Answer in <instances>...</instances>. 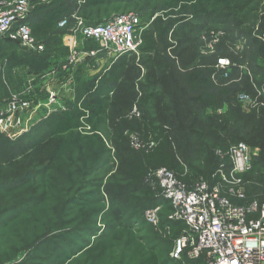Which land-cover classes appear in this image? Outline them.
<instances>
[{
	"label": "rangeland",
	"instance_id": "rangeland-1",
	"mask_svg": "<svg viewBox=\"0 0 264 264\" xmlns=\"http://www.w3.org/2000/svg\"><path fill=\"white\" fill-rule=\"evenodd\" d=\"M13 1L16 0H0V12ZM26 1L30 4L26 20L35 13L43 14L52 21L50 30L56 35L62 34L66 27L61 28L58 23L66 19L72 21V17L101 23L114 15L133 13L141 19L137 33L142 42L143 33L151 29L155 19H160L164 23L160 37H165L169 48L164 69L158 67L153 56L139 54L141 42L136 48L137 54L127 53L117 62L125 60L126 63L117 83L132 81L143 96L149 92L157 95L145 107L135 103L129 107L115 104L112 98L117 83L101 85L107 76L106 65L95 90L87 81L81 97L72 99L69 95L53 103L55 106L50 113L57 116L49 127L45 128L42 123L50 113L23 129V133L31 132L30 138L36 143L42 135L55 142L51 150L53 160L34 170L30 177L29 182L42 197L36 206L35 203L26 205L27 199L11 203L9 199L4 200L6 206L2 210L10 217L7 221L4 217L0 220V264H177L169 259L177 228L169 235L163 230V218L170 211L163 208L159 227L145 221L144 213L153 208L155 201L129 188L121 173L123 155L115 148L114 133L120 120L138 119L148 113L160 124L180 123L185 132H204L206 117L215 113L225 115L230 103L222 101L215 108L191 103L189 97L196 94L195 84L186 77L196 69H213L210 80L215 88H241L248 80L256 87L261 83L259 90L264 95V61H257L259 67L251 56L253 39L264 36V27L261 29L264 1L258 19L241 26L231 14L232 0ZM33 37L39 43L40 39ZM2 40L12 41L8 37L0 38V42ZM12 42L20 46L17 41ZM88 46L99 49L95 43ZM221 59L230 61L226 77L216 68ZM203 60L206 63L201 65ZM2 68L4 66H0V70ZM27 86L23 84L22 90L16 92H22ZM198 86L203 89L204 83L198 82ZM9 88L10 97L16 92ZM175 88H180L183 94H175ZM42 93L47 96L38 98L40 93L35 96L32 92L29 97L44 101L48 93ZM241 94L244 93L238 96ZM9 97L0 87V114L5 112ZM258 103L259 100H255L253 106ZM240 105L242 113L253 114L252 106L243 110L244 105ZM43 108H40L42 112ZM242 119L240 124H235L232 118H226L222 136L228 149L238 141L250 150L253 169L245 181L252 197L264 188L260 183L264 180V123L255 130L248 118ZM2 134L10 139L21 135ZM231 134L235 141L228 139ZM125 135L134 147L138 146V137L133 132L127 131ZM35 150L38 148L28 150L30 158H35ZM188 156L191 165L200 163L194 151ZM218 158L221 154L211 153V160ZM43 245L47 254L38 250Z\"/></svg>",
	"mask_w": 264,
	"mask_h": 264
},
{
	"label": "trees",
	"instance_id": "trees-1",
	"mask_svg": "<svg viewBox=\"0 0 264 264\" xmlns=\"http://www.w3.org/2000/svg\"><path fill=\"white\" fill-rule=\"evenodd\" d=\"M264 0H232L231 1V14L235 16L236 22L239 26L256 21L258 19V12L261 9V4ZM86 22V21H85ZM27 23L31 28L32 35L35 37H47L50 34V26L52 21L44 19L31 24L28 19ZM70 26L73 20L69 21ZM88 23V22H87ZM89 24H98L90 23ZM160 19H155L151 24V29L142 35V42L139 48L141 56H153L158 67L164 69L165 55L168 54L169 44L165 37L161 39L163 33ZM70 26H66L62 32L64 34ZM264 27V18L262 19L261 28ZM66 30V31H65ZM158 36L159 40H156ZM12 42V41H10ZM39 42H42L39 40ZM44 42V41H43ZM42 42V43H43ZM13 43V42H12ZM15 43V42H14ZM45 44L48 41L44 42ZM17 44V43H16ZM19 46V45H18ZM20 47V46H19ZM21 48V47H20ZM22 49V48H21ZM22 51H25L22 49ZM27 51V50H26ZM122 55L114 61L113 65L107 72L106 79L102 80L103 83H117L123 72L125 60L117 63L118 60L125 58ZM252 60L256 63L258 60L264 61V36L262 38H254L252 41L251 49ZM206 60L201 61L204 65ZM213 69L195 70L187 76L186 80L191 84H195L193 88L196 90L195 95L189 97L191 103L195 106H203L205 108H215L222 101L229 102L230 106L228 112L224 114H213L207 116L204 125V132L189 131L185 132L182 125L169 123L160 124L153 117L151 113L143 115L138 119H124L120 120L119 126L114 133L115 148L120 152L122 157V176L127 180L128 186L131 190L138 192L141 196L153 199L156 205H162L165 209L172 210L171 204L161 196L162 190L159 185L156 172L159 169H165L171 172L178 181L182 182L187 189H190L192 184L199 179L209 181L210 184L215 183L219 170L228 171L229 164V149L228 143L224 140L222 133L225 132L226 125L224 124L226 118H232L235 124H240L244 119L248 118L249 125L258 130L259 125L264 123V106L260 105L254 109L253 114L245 115L240 108L238 101V94H249L253 99L256 98L255 85L245 80L241 88L235 86H221L219 88L213 87L210 80ZM195 78V81H193ZM202 78H204L202 80ZM199 79V80H198ZM198 80V81H197ZM204 83V88H198V82ZM108 83V84H109ZM9 97V89L5 84H0ZM10 86V85H9ZM258 89L260 88L257 87ZM180 88H175V94L182 95ZM114 97L117 106L129 107L133 103L139 107H145L153 99L157 97L154 92H149L142 95L138 86L132 81H120L114 89ZM161 98V97H159ZM263 103L264 99L259 98ZM176 100V99H175ZM6 101V99H5ZM183 107V103L180 104ZM180 117L182 116L181 113ZM57 115L53 112L42 123L45 128L49 127L51 121ZM127 131L133 132L138 137V146L134 147L125 135ZM31 132L23 133L16 139H10L4 134L0 133V209L5 208L4 200L9 199V202L15 200L27 199V204L35 203V206L41 201V195H38L36 189L29 182L32 173L39 167L46 164H51L53 154L51 152L55 142L53 140H46V136H40L38 143L30 138ZM233 135V136H231ZM228 136L231 141L234 140V134ZM209 142V140H211ZM240 142H235L237 144ZM232 144V145H234ZM231 145V146H232ZM230 146V147H231ZM38 148L35 150V158H30L28 150L31 148ZM229 147V148H230ZM192 148V149H191ZM194 151L200 158L198 165H191L189 159V152ZM217 152L221 154V158L211 160V153ZM251 170L243 176V181L246 184L245 178L251 173ZM262 179V178H261ZM264 186V180L260 181ZM247 199H256L264 202V188L257 196H250L247 190ZM157 203V204H156ZM0 210V211H1ZM4 217L7 221L9 214L5 210L0 212V220ZM5 221V220H4ZM174 228H177V233L183 228L182 223H175ZM42 254H47L44 245L38 248Z\"/></svg>",
	"mask_w": 264,
	"mask_h": 264
},
{
	"label": "built area",
	"instance_id": "built-area-1",
	"mask_svg": "<svg viewBox=\"0 0 264 264\" xmlns=\"http://www.w3.org/2000/svg\"><path fill=\"white\" fill-rule=\"evenodd\" d=\"M30 4L16 0L5 5L0 12V38L8 37L20 43V47L36 53L45 52V46L35 41L27 23ZM73 24L67 29L68 54L60 65L62 71L83 63L98 53L116 60L122 55L136 53L140 44L141 19L133 13L114 15L105 22L89 24L80 17H72ZM68 20L60 22L67 26ZM78 39L93 41L98 50H79ZM230 61L221 59L217 69L226 77ZM52 71V74H55ZM256 87V86H255ZM257 96L241 94L238 101L256 109L264 103L262 92L256 87ZM32 87L28 84L22 92L11 94L5 112L0 114V133L17 136L32 122L34 114L43 109L51 112L55 93L46 87L48 97H29ZM255 100L258 105L253 106ZM48 113V114H49ZM228 171L219 170L217 181L199 179L190 189L165 169H159L156 176L162 190L161 196L170 202L172 210L163 218L165 235H169L175 223H182L172 240L169 259L177 264H264V202L248 200L243 176L251 170L250 150L240 142L229 148ZM162 205H156L144 213L147 223L154 227L162 225ZM164 235V236H165ZM167 237V236H166Z\"/></svg>",
	"mask_w": 264,
	"mask_h": 264
},
{
	"label": "crops",
	"instance_id": "crops-1",
	"mask_svg": "<svg viewBox=\"0 0 264 264\" xmlns=\"http://www.w3.org/2000/svg\"><path fill=\"white\" fill-rule=\"evenodd\" d=\"M44 19L47 20V17L43 14L39 15L35 13L32 15L30 21L34 24ZM58 26H60V23H58ZM49 32L50 34L47 37H38L42 42L48 41L46 44L41 42L45 46V52L43 53H32L25 49V51H22V47L21 49L18 44H14L9 40H2L0 42V66L6 68L0 70V84L7 85L8 89L12 87L11 89L14 92L21 91L23 84H30L32 87L31 93L33 92L35 96H37V93H40L38 98L46 95V93L42 92H45L46 87H48L49 90H53L56 94L54 104L59 99L69 95H71L72 99H74V96L77 98L81 97L82 94L80 92L84 87V83L87 81L91 83L92 89L95 90L100 83L99 80L104 76L105 70L107 69L108 72L115 60L106 58L103 53H98L96 57L87 58L83 63L70 67L68 71H62L60 65L64 62L68 54L66 32L60 35H56L51 30ZM78 43L80 45V51L97 50V47L88 46L89 43H95L93 41L78 39ZM112 61L113 63H111ZM257 64L260 67L259 62ZM52 71L56 73L52 74ZM10 83H13L15 86ZM20 84L22 86L17 87ZM259 84L261 85V83ZM54 104L51 110L55 106ZM43 112L38 110L34 114L30 125L41 117H46L49 113H47V110Z\"/></svg>",
	"mask_w": 264,
	"mask_h": 264
}]
</instances>
